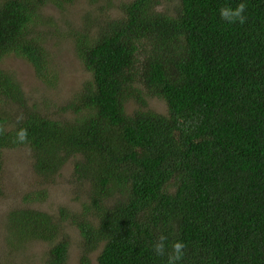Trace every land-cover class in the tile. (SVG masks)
Instances as JSON below:
<instances>
[{
	"label": "trees",
	"instance_id": "obj_1",
	"mask_svg": "<svg viewBox=\"0 0 264 264\" xmlns=\"http://www.w3.org/2000/svg\"><path fill=\"white\" fill-rule=\"evenodd\" d=\"M241 2L246 23L221 19L222 6ZM74 3L0 0V195L5 148L29 147L40 187L7 213L14 240L48 242L42 264H66L69 221L83 245L80 264H92L97 250L98 264H167L178 240L186 248L177 264H264V0H100L76 27L90 78L52 115L29 110L2 62L16 56L56 81L46 8L68 15ZM112 6L121 8L108 14ZM72 158L87 201L59 214L35 207ZM161 234L162 257L152 248Z\"/></svg>",
	"mask_w": 264,
	"mask_h": 264
},
{
	"label": "rangeland",
	"instance_id": "obj_2",
	"mask_svg": "<svg viewBox=\"0 0 264 264\" xmlns=\"http://www.w3.org/2000/svg\"><path fill=\"white\" fill-rule=\"evenodd\" d=\"M117 4L122 0H114ZM130 0H124L128 2ZM100 0H75L68 6V15H62L51 6L46 8V14L54 17L46 29L50 36L48 48L51 59L58 69L59 75L53 83L47 84L37 75L33 65L16 56H7L2 66L11 71L15 78L21 82L24 92V105L29 110H41L43 113L52 115L63 103H66L72 95L81 89L91 74L86 70L82 60L78 57L75 49L76 40L84 37L83 33L76 29L80 23L87 21L89 13ZM121 6H112L107 10L108 14L117 13ZM172 9V6H169ZM164 9V8H163ZM93 37L98 32V27L93 29ZM141 85V84H140ZM142 88V85L140 86ZM149 106L154 110L167 113L164 101L157 96L146 94ZM137 107L133 101L127 102L126 108L132 112ZM59 111V109H58ZM74 158L70 159L63 167L55 181L48 182V197L44 202H35V207L43 208L52 213H58L60 208L67 206L72 210L79 211L83 202L87 201L82 193L78 192L74 177ZM3 171L1 181L4 192L0 195V264L24 263L42 264L50 244L45 241H33L22 246L14 240V236L7 228V213L10 209L25 204L24 198L38 186V176L33 171V157L28 146L5 148L3 152ZM44 187V186H43ZM65 229L70 235V252L66 264H80L83 245L77 227L71 222L65 223ZM99 250L91 253L92 264H98L97 255Z\"/></svg>",
	"mask_w": 264,
	"mask_h": 264
},
{
	"label": "clouds",
	"instance_id": "obj_3",
	"mask_svg": "<svg viewBox=\"0 0 264 264\" xmlns=\"http://www.w3.org/2000/svg\"><path fill=\"white\" fill-rule=\"evenodd\" d=\"M247 5L246 3H239L235 8L231 6H222L219 9V14L222 20L230 24L239 22L240 24L246 23L247 16L245 15ZM23 114L17 116V121L22 120ZM5 129L0 125V134H3ZM28 139V131L26 128H20L16 133V140L19 143H25ZM167 236L161 234L157 241L152 245L153 251L157 256H164L166 254V241ZM186 244L182 240H178L171 245V251L167 253V264H177L185 256Z\"/></svg>",
	"mask_w": 264,
	"mask_h": 264
}]
</instances>
